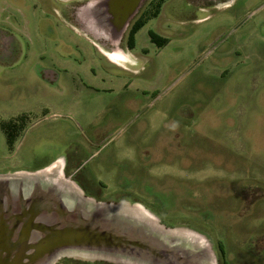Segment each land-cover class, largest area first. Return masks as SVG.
<instances>
[{
  "label": "rangeland",
  "instance_id": "1",
  "mask_svg": "<svg viewBox=\"0 0 264 264\" xmlns=\"http://www.w3.org/2000/svg\"><path fill=\"white\" fill-rule=\"evenodd\" d=\"M94 10L0 0V125L19 117L0 174L61 163L87 196L201 233L214 264H264V0H168L133 48ZM81 261L102 264H56Z\"/></svg>",
  "mask_w": 264,
  "mask_h": 264
},
{
  "label": "water",
  "instance_id": "2",
  "mask_svg": "<svg viewBox=\"0 0 264 264\" xmlns=\"http://www.w3.org/2000/svg\"><path fill=\"white\" fill-rule=\"evenodd\" d=\"M55 164L0 174V264L215 263L201 233L165 226L134 203L89 197Z\"/></svg>",
  "mask_w": 264,
  "mask_h": 264
},
{
  "label": "flooded vegetation",
  "instance_id": "3",
  "mask_svg": "<svg viewBox=\"0 0 264 264\" xmlns=\"http://www.w3.org/2000/svg\"><path fill=\"white\" fill-rule=\"evenodd\" d=\"M167 1L168 0H91L92 5L94 6V9H95L94 10L95 12H93V13L95 14L96 24L98 21V23L102 22L105 25L104 21H107L108 23L111 24L113 29H115L117 36L120 35L121 32L123 33L125 31V29H127L128 30L127 39H126L127 44H128L129 34L132 31V29L134 28V26L137 23H139L140 21L141 22L144 21L146 24V22L148 20H150L152 17H154V18L157 17L159 14V10L163 8L164 4ZM124 27H125V29H124ZM139 30H137L135 32V34H137V32ZM151 31L152 30H150L148 32V34H149L150 40L152 42V38H151V34H150ZM152 32L157 37H163V36L155 33L154 31H152ZM135 34H134V39H135ZM153 43L156 44L155 42H153ZM133 47H134V43H133V46L131 48H133ZM105 54L112 61H114L115 63H118V61L114 57L110 56L106 52H105ZM16 118H19V117H16ZM16 118H14L15 119L14 121L0 125L1 130L3 131V134L5 136V140H6V136H10V137L14 138V140L17 139L18 133H19L17 130V124H18L19 120L18 119L16 120ZM62 168H63V165H62ZM65 175L69 176L71 179H73L74 174L65 172ZM73 180L75 181V179H73ZM83 192L86 195L85 190ZM123 193L124 192L118 193L119 197L123 196V198H128L129 200H133ZM113 197H116V195H114ZM92 198L99 200V198L97 196L96 197L92 196ZM132 203H136V202L133 201ZM77 261L80 262V260H77ZM97 263L112 264V263L102 262V261H99ZM81 264H83L82 261H81Z\"/></svg>",
  "mask_w": 264,
  "mask_h": 264
},
{
  "label": "trees",
  "instance_id": "4",
  "mask_svg": "<svg viewBox=\"0 0 264 264\" xmlns=\"http://www.w3.org/2000/svg\"><path fill=\"white\" fill-rule=\"evenodd\" d=\"M145 24L144 21H140L139 23H137L134 28L132 29V31L130 32L129 34V37H128V45L130 47L133 46V43H134V34L137 30H139L143 25ZM151 34V38H152V42H155L156 45L158 47H161L163 45H165L167 42H168V38L167 37H157L152 31L150 32ZM12 121V120H11ZM13 141H14V138L10 137V136H6V143L9 145V146H12L13 144Z\"/></svg>",
  "mask_w": 264,
  "mask_h": 264
},
{
  "label": "bare ground",
  "instance_id": "5",
  "mask_svg": "<svg viewBox=\"0 0 264 264\" xmlns=\"http://www.w3.org/2000/svg\"><path fill=\"white\" fill-rule=\"evenodd\" d=\"M106 53L114 57L116 60H122L124 58V56L121 53L117 52L116 50L111 51V52L106 51Z\"/></svg>",
  "mask_w": 264,
  "mask_h": 264
}]
</instances>
